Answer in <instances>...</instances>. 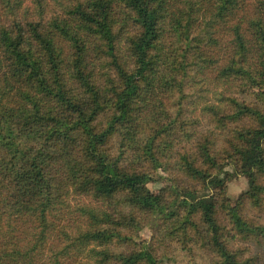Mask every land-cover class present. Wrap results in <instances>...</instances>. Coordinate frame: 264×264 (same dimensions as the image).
<instances>
[{
  "label": "trees",
  "instance_id": "trees-1",
  "mask_svg": "<svg viewBox=\"0 0 264 264\" xmlns=\"http://www.w3.org/2000/svg\"><path fill=\"white\" fill-rule=\"evenodd\" d=\"M263 211L264 0H0V264H264Z\"/></svg>",
  "mask_w": 264,
  "mask_h": 264
},
{
  "label": "rangeland",
  "instance_id": "rangeland-1",
  "mask_svg": "<svg viewBox=\"0 0 264 264\" xmlns=\"http://www.w3.org/2000/svg\"><path fill=\"white\" fill-rule=\"evenodd\" d=\"M225 169L226 171L229 172L227 176V180L225 181V194L230 200H235L236 198L239 197L241 192L247 189L248 179L244 175L234 173V171H232V168L230 166H225ZM164 184H165L164 180H159L153 183H149L148 186L153 190H158L159 188L163 187ZM250 214L256 216V214L253 211H251ZM261 215L264 216V211L261 213ZM154 233H155V228H153V226H151L150 224L142 225L137 230V233L134 236L133 240L137 243L144 242V244L147 246L153 243L155 250L160 252V249L162 248V244L160 242V239H155ZM165 248L171 251L172 249L179 250L180 247L179 246L176 247L167 243ZM177 259L179 261L178 264H185V262L187 261V258L184 257V254L182 252H179V255L176 256V260Z\"/></svg>",
  "mask_w": 264,
  "mask_h": 264
}]
</instances>
